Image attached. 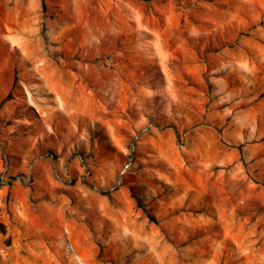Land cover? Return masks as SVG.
Wrapping results in <instances>:
<instances>
[{"label":"rangeland","instance_id":"1","mask_svg":"<svg viewBox=\"0 0 264 264\" xmlns=\"http://www.w3.org/2000/svg\"><path fill=\"white\" fill-rule=\"evenodd\" d=\"M5 161L0 264H264V0H0Z\"/></svg>","mask_w":264,"mask_h":264},{"label":"crops","instance_id":"2","mask_svg":"<svg viewBox=\"0 0 264 264\" xmlns=\"http://www.w3.org/2000/svg\"><path fill=\"white\" fill-rule=\"evenodd\" d=\"M200 142V137H199ZM39 167L42 168V172L47 171V173L44 172L45 175L48 177H51L49 165H38L37 172L40 171ZM48 168V169H47ZM56 185L55 181H51ZM29 191L28 187L22 186L20 183L13 181L10 184L6 186L0 185V222L3 223H10L12 221L14 222H20L24 223L25 221H34L39 220L40 218L38 216H34V213L32 211L33 209V197L36 194H32ZM9 195L10 202L6 204V197ZM50 196L53 198V201H50V206L46 207L49 211H55L58 213H64V209L66 206V195L63 192H51ZM47 205V204H46ZM10 207V212H8L7 208ZM31 210V212H30ZM45 221L49 220V216H44L43 218ZM61 216V220H62ZM65 225L62 224L61 229H65V231H69L67 227H64ZM63 227V228H62ZM60 229V231H61ZM76 259H80L79 256H75Z\"/></svg>","mask_w":264,"mask_h":264},{"label":"built area","instance_id":"3","mask_svg":"<svg viewBox=\"0 0 264 264\" xmlns=\"http://www.w3.org/2000/svg\"><path fill=\"white\" fill-rule=\"evenodd\" d=\"M147 129H148V126H145L143 128V131H146ZM7 171H8V166H7V162L5 161V164L3 165L2 169L0 170V185H6V184H8L9 181H12V180L30 181L29 176L17 175L14 178L10 177L7 175ZM87 174H88V170L86 168H84L83 175H87ZM62 175L64 176V179L67 181H69L71 179L70 173L68 172V170L65 166H63V168H62Z\"/></svg>","mask_w":264,"mask_h":264}]
</instances>
